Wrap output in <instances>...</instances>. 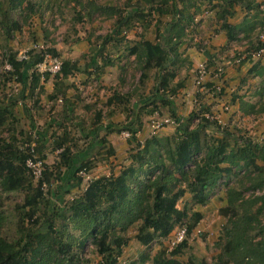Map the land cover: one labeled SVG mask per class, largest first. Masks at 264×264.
<instances>
[{"label":"trees","instance_id":"trees-1","mask_svg":"<svg viewBox=\"0 0 264 264\" xmlns=\"http://www.w3.org/2000/svg\"><path fill=\"white\" fill-rule=\"evenodd\" d=\"M203 1L207 11L218 6L221 28L226 32L227 40L236 39L233 33L236 29L223 18L232 14L230 10L233 5L246 3V9L249 10L253 6L251 0H216L215 4H211L212 0ZM139 3L147 8L139 4L128 16L122 17L120 24L128 27L130 22L142 19L144 13L151 15L152 11L169 17L162 27L161 23L155 27L154 42L141 40L130 52L136 54L139 60L141 79L147 76L146 71L151 68L158 72L151 98L140 100L142 107L154 103L166 107L176 123L175 135L145 140L131 155L129 165L117 175L102 176L88 182L82 193L72 199L65 210L68 213L65 219L78 231V237L72 238L71 234L66 233V227L57 230L53 226L52 217L59 215L58 208L52 206L47 212V205L49 202H62L63 196L80 184L79 172L92 168L96 149L106 146L105 135L113 130L110 125H95L84 135L87 145L74 152L62 148L67 137L64 134L56 142V148H62V151L55 170L45 167L32 195L25 196L22 204L15 207V238L2 235L5 218L0 211V264H84L79 251L87 239L91 240L105 264H116L122 247L127 244L124 234L133 224H137L134 239L143 246L156 238L166 237L176 225L185 226L187 237L202 214L185 207L178 208L177 201L188 192L193 204L203 205L209 190L221 180L226 186L225 201L218 209V214L224 221L214 243L217 249L214 264H264V145L246 136L231 139L233 136L227 130L220 129L215 122L199 116V113L192 114L187 123H182L175 117L174 104L169 98L175 88L183 87L182 81L170 86L176 72L169 68L178 59L181 46L192 41L191 34L195 33L200 21L196 18L201 13V3L197 4V0H140ZM255 8L259 10L260 4ZM97 10H108L106 14L109 17L115 14L112 7L94 6V11ZM22 13H33L32 0H0V26L5 36L10 37L19 28L15 17ZM262 16L264 24V12ZM48 51L56 55L54 50ZM40 60L37 54L28 60H18L9 55L6 62L11 74L23 86L26 85L25 69L31 66L28 88L33 91L41 77L44 80L49 77L48 73L33 71ZM76 66L75 62L62 61L56 79H65L77 71ZM56 97V92L50 95L52 99ZM124 99L113 94L108 103ZM8 104L0 107V128L5 127L8 119L13 117L11 109L15 102ZM239 110L246 115H264V94L260 93L254 103L239 101ZM131 113L133 120L124 129L133 139L137 132L134 121L139 117V111L131 110ZM195 119H198L196 126L190 128L189 124ZM99 120L100 114L96 113L95 121ZM206 126L213 127L212 131L220 133V136L203 138L202 131ZM100 131H104V136L99 137ZM11 138L0 142V189L3 193L21 190L24 182L30 187L25 179L27 168L24 164L25 159L30 157L29 148L18 149ZM112 153V148H108L107 154ZM196 156L198 158L194 159ZM190 163L192 168L187 171ZM52 178L57 182L48 200L42 196L41 185L49 187ZM179 184H184L183 188ZM40 204L43 205V220L38 223L35 214ZM24 221L29 222L30 226L23 227ZM64 236L66 239H63ZM185 247L186 239L173 248L168 256L163 251L157 253L152 257V264H181L174 257L181 255ZM143 261L144 258L139 264ZM186 264H195V260L189 257Z\"/></svg>","mask_w":264,"mask_h":264},{"label":"rangeland","instance_id":"rangeland-1","mask_svg":"<svg viewBox=\"0 0 264 264\" xmlns=\"http://www.w3.org/2000/svg\"><path fill=\"white\" fill-rule=\"evenodd\" d=\"M32 2L33 13L27 15L22 13L15 17L19 28L13 31L10 37L5 36L0 26V107L15 102L11 109L13 117L8 119L5 127L0 128V142L12 137L18 149L32 147L33 156L41 161L42 168L55 170L62 148H69L71 152L81 149L87 145V138L84 135L92 127L97 124L111 126L113 132L105 135L106 146L96 149L92 158V168L83 171L80 184L69 190V193L63 196L62 202H49L47 205V212L52 206L58 208L59 215L52 217L53 226L57 230L66 227V233L71 234L72 238H77L78 231L65 219L68 215L65 210L68 203L82 193L87 183L102 176L117 175L129 165L131 155L145 140L151 137L170 138L175 135V124L163 125L161 129L151 133V121L173 118L168 109L160 104L154 103L142 107L140 100L151 98L158 72L151 68L146 71L147 76L141 79L139 60L135 57L136 54L130 52L141 40L154 42L155 27L160 23L162 27L169 17L160 16L152 11L151 15L144 13L142 19L132 21L126 27L120 24L123 16H128L132 10L139 7V4L147 8L143 3H139L140 0H32ZM99 5L114 8L115 14L109 17L106 14L108 10L94 11V6ZM205 7L204 2L201 3V13L196 18L200 20L199 24H204L207 19L208 11ZM262 23V20H256L253 29ZM254 32L249 42L244 40V43H235L245 46L243 53L252 51L255 47L257 34ZM191 37L194 43L205 46L202 33L191 34ZM48 50H54L56 55H52ZM44 53L55 56L61 62L64 60L75 62L77 71L60 80L56 79V73L43 72L42 74L48 73L49 77L46 80L41 77L38 86L33 91H29L31 66L25 69L26 85L23 86L17 81L16 76L11 74L6 62L7 57L13 55L18 59L26 56L28 60L33 54ZM178 53L180 54L178 59L169 68L176 72V77L170 82L171 87L181 82L183 76L189 77V70L193 69L187 50L181 47ZM218 54L219 58H216L212 67L207 66L208 69L216 66L226 69L225 62L230 59V55L224 51H218ZM251 60L246 59V61ZM212 76L211 73L205 79L201 91L195 87L193 91L191 88L193 98L188 101L184 97L182 88H175L174 94L169 96L171 102L176 105L175 117L179 118L180 122L187 123L192 114L199 113L198 115L202 117L208 115L210 122H215L220 129L227 130L233 136L231 139L246 136L264 145V115L248 116L237 110L235 104H231L232 95L225 96L222 88L219 95L211 97L207 90L212 83L208 86L207 84ZM54 92L57 97L52 99L50 95ZM113 94L123 96L125 99L108 103V99ZM131 110L139 111V117L134 121L137 132L133 139L130 135L124 137L122 134L126 132L124 127L133 120ZM96 113L100 114L98 122L95 121ZM195 120L189 124L190 128L196 126ZM212 129L206 126L202 131V137L208 139L209 136H220V133ZM64 134L67 136L66 141L62 148H56V142H59ZM102 136L104 131L99 132V137ZM108 148L113 150L111 155L107 154ZM197 158L198 156L194 159ZM191 168L192 163L186 170ZM25 179L30 183V187L24 182L19 191L3 193L0 189V211L5 218L2 235L6 238H15L17 235L15 207L22 204L25 196H31L38 186V181H35L27 170ZM56 182L52 178L49 187L43 184L41 190L43 197L49 200V193L53 191ZM222 182L223 180L209 190L203 205L193 204L188 192L177 201L178 208L185 207L202 214L200 221L186 237V247L181 255L174 257L181 264H186L189 257L195 260V264L202 262L214 264L217 253L214 243L224 221L218 214V209L225 201L226 186ZM179 185L182 188L184 186V184ZM42 211L43 205L40 204L35 214L38 223L43 220ZM28 226L30 223L24 221L23 227ZM136 226L137 224L131 225L124 234L127 244L122 247L116 264H139L143 258L142 264H152V257L162 251L168 256L171 250L167 248L164 238H156L146 246L140 245L134 239ZM65 237L63 239H66ZM79 257L84 264H105L96 253L90 239L86 240L83 249L79 251Z\"/></svg>","mask_w":264,"mask_h":264},{"label":"crops","instance_id":"crops-1","mask_svg":"<svg viewBox=\"0 0 264 264\" xmlns=\"http://www.w3.org/2000/svg\"><path fill=\"white\" fill-rule=\"evenodd\" d=\"M197 2V4H199L203 3L204 1L197 0ZM216 2V0H212L211 4H215ZM263 2L264 0H251L253 6L249 10L246 9V3L233 5L230 10L232 11V14L229 16H224V21L236 29L233 31L236 36V39L234 40L228 41L225 30L221 28L222 19L220 18L221 14H219V8L217 5L213 9L208 10V14H206L207 19L205 20L204 24L201 22V24H197L195 33L203 34V43L205 46H200L199 44L194 43L193 38L190 43L181 46L182 49L187 50V54H189L190 61L192 62L191 66L193 67V69L189 70V77L183 76L181 78V81L183 82L182 90L187 101L193 98V94L191 95L190 90L191 88H193V91L195 90L193 79L194 70L198 63L204 62L207 64V66L212 67L216 62L215 55L218 54V51H224L229 55L243 54L244 51L242 50L245 46L242 44L237 45L235 43H244V40L249 42L252 32L255 31L257 34L258 28L260 26H258L256 29H253V27L256 20H262V15L264 12ZM204 4L206 5L205 2ZM258 4H260V8L259 10H256L255 7ZM225 64L226 69L224 70V78L221 83L222 92L225 94V96L230 95L231 97L232 95L231 104H235V108L237 110H239V101L242 100L254 103L259 99L260 93L264 94V56L257 60L254 59L253 61L245 60L237 65L231 64L229 61H226ZM213 69L214 68L209 69L210 74L212 73ZM208 81L209 83L207 86L210 85V83H215L213 76L209 78ZM174 108L176 110L175 104Z\"/></svg>","mask_w":264,"mask_h":264},{"label":"built area","instance_id":"built-area-1","mask_svg":"<svg viewBox=\"0 0 264 264\" xmlns=\"http://www.w3.org/2000/svg\"><path fill=\"white\" fill-rule=\"evenodd\" d=\"M256 49L245 52L243 54H237V55H230V59L228 60L231 64H239L242 60L246 59L247 57H250L252 60L260 59L264 56V24L260 25L258 28V32L256 35V42L255 47ZM26 56H21L18 58V60L26 59ZM41 60L34 66L33 71L42 74L43 72H49L52 74L57 73L60 70L61 67V61H59L55 56H51L49 54H41L40 55ZM215 58H219V54L215 55ZM210 74L209 69L206 65V63H200L196 66L194 71V79H193V85L196 89H200L203 85L205 79H207L208 75ZM213 78L215 79V83H212L210 88H208L207 92L211 97L219 95L221 93V83L224 78V69L222 66H216L213 71ZM226 108V107H225ZM206 119H209L208 115L204 116ZM210 118H212L210 116ZM196 122L198 119L195 120ZM166 124H175V121L170 118H164L160 120H153L150 124V130L151 133H155L157 130L161 129L163 125ZM124 137H128L129 132L126 131L122 133ZM34 149L32 147H29V154L30 157H27L24 161L25 167L27 168V171L31 174L32 178L35 181L40 180L42 176V166L41 161L36 159L33 156ZM83 171L79 172V176H82ZM82 178V177H81ZM41 185V190H42ZM166 239L167 248L169 250H172L175 248L178 244H180L182 241L186 239V228L183 224L178 225L172 229V231L164 237Z\"/></svg>","mask_w":264,"mask_h":264}]
</instances>
